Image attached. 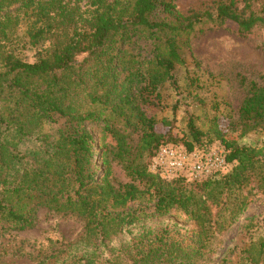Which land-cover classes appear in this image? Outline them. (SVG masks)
<instances>
[{"label": "trees", "instance_id": "trees-1", "mask_svg": "<svg viewBox=\"0 0 264 264\" xmlns=\"http://www.w3.org/2000/svg\"><path fill=\"white\" fill-rule=\"evenodd\" d=\"M203 23L247 35L264 28V0H216L187 12L175 0H0V236L34 227L45 207L84 220L81 248L55 264H204L212 239L249 204V194L235 196L227 217L234 191L264 193V147L229 137L264 128V77L248 83L225 127L215 115L204 129L189 113L181 136L166 118L158 130L149 106L160 103L165 80L179 87L182 52ZM21 48L36 49L35 59ZM213 140L225 146L227 172L168 181L150 170L163 144L192 150ZM147 195L155 216L178 210L190 223L151 221L138 204ZM218 264H264V239Z\"/></svg>", "mask_w": 264, "mask_h": 264}, {"label": "rangeland", "instance_id": "rangeland-1", "mask_svg": "<svg viewBox=\"0 0 264 264\" xmlns=\"http://www.w3.org/2000/svg\"><path fill=\"white\" fill-rule=\"evenodd\" d=\"M178 8L187 12L191 9L204 10L216 0H175ZM240 7L244 3L239 2ZM262 4L254 5L259 11ZM25 28L21 27L23 33ZM22 56L34 60L36 49L21 48ZM188 68L179 67L177 75L179 87L165 80L160 87L162 95L158 105L149 106L148 112L158 120V130L163 129L164 118L172 121L174 133L182 135L186 130V116L191 113L201 119L198 125L204 129L209 118L221 116L222 126L228 119L225 116H238V110L251 80L263 81L264 77V28L256 27L247 35H241L230 24L215 26L203 23L197 26L191 45L183 50ZM188 73L195 76L197 84L192 87ZM181 92V93H180ZM238 144L256 148L264 147V128L258 127L240 137L238 131L229 132ZM240 137V138H239ZM212 145H221L213 140ZM114 174L120 181H128L122 167L114 165ZM249 194L247 208L222 233L216 234L211 242V252L204 264H218L222 259L238 261L242 251L253 241L264 239V193L254 185L235 190L231 195L230 213L236 208L235 196ZM149 213L150 220L156 223L169 221L189 224L190 217L182 211L173 210L165 216L153 214V202L147 195L138 201ZM230 212V213H229ZM84 220L73 214L54 212L40 208L34 227L23 231L11 230L0 236V264H55L54 256H64L68 250L80 246ZM73 245V247H72ZM76 249V248H75Z\"/></svg>", "mask_w": 264, "mask_h": 264}, {"label": "built area", "instance_id": "built-area-1", "mask_svg": "<svg viewBox=\"0 0 264 264\" xmlns=\"http://www.w3.org/2000/svg\"><path fill=\"white\" fill-rule=\"evenodd\" d=\"M230 169L227 151L221 145H203L189 150L180 143H167L158 148L150 162V170L168 181L180 177L201 181Z\"/></svg>", "mask_w": 264, "mask_h": 264}]
</instances>
